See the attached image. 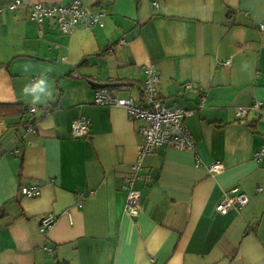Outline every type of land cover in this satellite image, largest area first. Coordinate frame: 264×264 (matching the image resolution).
I'll return each instance as SVG.
<instances>
[{
  "label": "crops",
  "instance_id": "0c3cea01",
  "mask_svg": "<svg viewBox=\"0 0 264 264\" xmlns=\"http://www.w3.org/2000/svg\"><path fill=\"white\" fill-rule=\"evenodd\" d=\"M15 1L0 0V264H264V105L251 108L264 102V0H80L106 24L72 34L29 5L74 0ZM149 65L159 97L189 111L195 149L144 158L131 216L146 123L96 104L91 83L129 85L118 95L139 101ZM80 116L89 134L75 138ZM32 185L41 194L23 197ZM240 193L245 208L217 211Z\"/></svg>",
  "mask_w": 264,
  "mask_h": 264
},
{
  "label": "built area",
  "instance_id": "2783aa9c",
  "mask_svg": "<svg viewBox=\"0 0 264 264\" xmlns=\"http://www.w3.org/2000/svg\"><path fill=\"white\" fill-rule=\"evenodd\" d=\"M23 5L22 0H16L9 5L10 10H16ZM156 5V3H155ZM30 17L32 20L41 24L47 19H53L57 23L63 34H72L78 29H91L93 27H104L106 24L107 12L105 10L94 11L82 4L80 0H74L69 4L50 5L47 3H34L29 5ZM264 31V23L260 25ZM125 41L123 40L122 43ZM224 66L230 67L231 61H224ZM160 81L159 75L154 65L146 68V80L141 86V98L136 101L134 98H125L118 95V91L123 88H129V85L120 84L112 88H100L96 91L95 103L101 106H116L123 108L136 120L144 121L146 124L142 128L144 142L141 145L138 157L132 165L133 174L127 179L126 188L129 195L126 202V211L131 216L139 214V201L141 192L135 189V181L141 179L139 172L142 169V163L146 156L153 154L160 147H173L180 150L195 149V140L186 127L185 118L189 111L184 108H176L166 105L159 97L157 85ZM264 102H256L251 108L260 109ZM37 107H28L30 114H35ZM249 108L240 107L237 110V116L244 118L248 114ZM30 130H35L29 126ZM90 121L80 116L72 123V133L75 138H84L89 134ZM258 158L264 156V149L256 155ZM224 169L220 161L210 165L213 173H219ZM262 189H258L261 191ZM23 197L34 198L41 194V188L37 185L23 187L21 189ZM250 196L246 193L226 195L217 205L216 209L220 214H227L231 210H241L250 202ZM55 217L48 215L44 217L41 225V232L48 233L49 229L55 223ZM46 251L52 253V249L46 248Z\"/></svg>",
  "mask_w": 264,
  "mask_h": 264
},
{
  "label": "water",
  "instance_id": "95a60500",
  "mask_svg": "<svg viewBox=\"0 0 264 264\" xmlns=\"http://www.w3.org/2000/svg\"><path fill=\"white\" fill-rule=\"evenodd\" d=\"M94 87L96 88H111L114 87L115 85L112 84H107V83H96V82H92L91 83Z\"/></svg>",
  "mask_w": 264,
  "mask_h": 264
},
{
  "label": "clouds",
  "instance_id": "9594fccd",
  "mask_svg": "<svg viewBox=\"0 0 264 264\" xmlns=\"http://www.w3.org/2000/svg\"><path fill=\"white\" fill-rule=\"evenodd\" d=\"M23 92H27V87L23 89ZM35 103V101H33Z\"/></svg>",
  "mask_w": 264,
  "mask_h": 264
}]
</instances>
